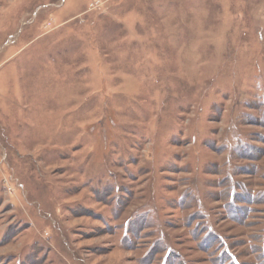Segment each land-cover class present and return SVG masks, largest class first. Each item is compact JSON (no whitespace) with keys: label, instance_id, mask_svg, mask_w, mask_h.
<instances>
[{"label":"rangeland","instance_id":"rangeland-1","mask_svg":"<svg viewBox=\"0 0 264 264\" xmlns=\"http://www.w3.org/2000/svg\"><path fill=\"white\" fill-rule=\"evenodd\" d=\"M0 264H264V0H0Z\"/></svg>","mask_w":264,"mask_h":264}]
</instances>
